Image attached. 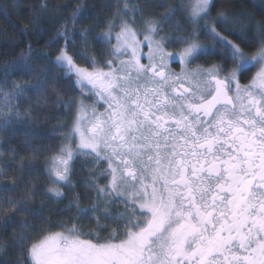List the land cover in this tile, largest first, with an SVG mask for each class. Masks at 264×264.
<instances>
[{"label": "snow or ice", "instance_id": "6c2138e0", "mask_svg": "<svg viewBox=\"0 0 264 264\" xmlns=\"http://www.w3.org/2000/svg\"><path fill=\"white\" fill-rule=\"evenodd\" d=\"M163 7L165 13L158 20H144L140 30L121 19L114 37L117 23L109 22V30L94 38L108 44L112 56L131 49L130 59L118 65L112 59L98 61L86 48L75 47L76 38L87 45L92 29L58 32L57 39L49 42L51 46L64 39L55 58L48 59L64 79L79 87L81 96L87 91L107 108L98 113L83 99L75 105V98L67 104L61 101L68 110L75 107V114L71 127L52 130L63 139L45 170L53 184L74 188L73 165L80 157H91L83 166L104 161L107 170L100 175L111 179L103 188L84 181L86 192L97 193V202L85 208L78 199L70 201L61 211L74 207L76 214L69 219L76 222L71 227L63 221L50 224L49 234L25 249L21 253L25 259L16 264H264V39L257 41L254 51L246 52L218 30L217 25L229 26L226 14L209 19L211 0H180ZM130 12L135 24L136 5L128 0L122 9L117 7L116 15ZM177 12L193 26L191 33L173 20ZM83 15L77 8L72 19ZM168 23L178 34L170 43L185 45L178 53L165 51L162 41L168 37L155 39ZM258 31L264 35V27L258 25ZM143 33V40L138 39ZM201 33L210 43L198 42ZM144 42L148 64L141 63L137 54ZM212 55L231 62L227 75L222 74L220 62L188 69ZM75 58L91 70L80 67ZM167 60H178L181 72L166 71ZM253 68L250 82L242 86L240 77ZM24 70L33 71L27 63ZM39 75L31 90L43 94L47 85ZM13 88L12 94L3 93L6 104L30 90L21 85ZM17 119L19 114L9 108L3 113V127ZM49 191L62 196L58 189ZM110 193L126 197L118 201L124 211L109 213L108 205L115 202L105 199ZM9 203L13 210L38 214L22 200ZM101 205L104 212L98 216ZM84 218L95 220L100 232L81 231L79 221ZM113 223L117 228L108 232ZM52 227L63 231L51 232ZM31 228L27 222L20 225L24 233ZM30 239L18 237L21 246Z\"/></svg>", "mask_w": 264, "mask_h": 264}, {"label": "trees", "instance_id": "16d2710c", "mask_svg": "<svg viewBox=\"0 0 264 264\" xmlns=\"http://www.w3.org/2000/svg\"><path fill=\"white\" fill-rule=\"evenodd\" d=\"M128 3L136 5L138 12L135 16L138 26L132 25L141 28L142 21L149 18L158 20L165 13L163 5H175L180 0H128ZM123 6L124 0H0V264H16L25 259L21 253L49 233L50 224L63 221L71 227L76 221L70 220L69 216H75L76 209L73 207L70 211H61L70 201L78 199L80 206L85 208L96 203L97 193L86 192L84 181L91 180L101 187L107 184V176L99 175L105 169V162L84 167V161L91 157H80L73 165L71 174V182L75 187L63 185L59 190L62 193L60 197L49 192L51 180L45 166L63 139L59 131L54 134L52 130L70 121V110L63 104L80 96L77 94L78 87L64 79V73L48 59H54L58 50L64 46V39L59 38L51 46L49 42L57 39L58 32L67 31L71 34L73 28L76 33L92 29L88 33L87 45L76 38L75 47L86 48L87 53L98 61L112 59L109 45L97 43L94 38L106 29L109 22L118 21L121 17L131 22V12L128 16L116 15L117 7L122 9ZM77 8L84 15L74 21L72 14ZM218 13H224L230 19L227 29L217 25L218 30L246 52L254 51L258 47L257 41L264 39V35L258 31V25L264 27V0H211L210 18L215 20ZM173 20L179 21L186 33L192 32L193 26L186 22L182 13L177 12ZM172 28V23L165 24L157 34L159 37H168L163 41V46L170 52L184 46L170 43L171 37L178 35ZM198 42L206 44L210 40L201 33ZM72 48L73 45L69 44V54H72ZM75 59L79 66L91 69L84 60ZM217 62L223 66L222 74L232 68L231 62H225L220 55L202 57L189 67H210ZM25 63L33 69L31 73L24 70ZM99 66L103 67V64ZM41 72L43 75H39ZM38 75L47 85L43 94L40 89L31 90L37 83ZM252 75L253 69L244 72L240 82L246 83ZM13 85H21L30 90L14 96L6 104L3 93L6 91L12 94ZM88 100L92 102V98L88 97ZM98 106L102 107V103ZM9 108L14 114H19V119L5 128L3 113ZM105 199L115 200L108 205L109 213L124 211V205L118 202L120 199L110 194ZM21 200L38 214L13 210L9 202ZM103 212L104 206L101 205L96 215ZM24 222L32 225L26 233L20 229ZM79 227L85 233L100 232L96 228V221L88 218L79 221ZM115 228L117 225L111 224L108 232ZM54 231L63 229L52 227L51 232ZM21 235L31 237L22 246L18 240ZM101 235L107 236V232H101Z\"/></svg>", "mask_w": 264, "mask_h": 264}, {"label": "rangeland", "instance_id": "374dc122", "mask_svg": "<svg viewBox=\"0 0 264 264\" xmlns=\"http://www.w3.org/2000/svg\"><path fill=\"white\" fill-rule=\"evenodd\" d=\"M188 2H190V3H195V0H187V3ZM121 19H124V20H128V18H124V17H121L120 18V20ZM150 19V18H149ZM209 19L210 20H212L210 17H209ZM147 20V19H146ZM129 21V20H128ZM114 22H116L117 23V27L116 28H114V29H112V36L114 37L115 35H116V33H118L119 31H120V27H119V20L118 21H114ZM143 22V21H142ZM129 23H130V26L131 27H133V28H135V29H137V30H140L141 28H142V26H141V28H139V27H136V26H138V25H136V23L134 24V25H136V26H134V25H132L131 24V22L129 21ZM109 30V24H108V26L106 27V29L103 31V32H107ZM102 32V33H103ZM144 34H146V33H143V34H140V35H138V39H140V40H143V35ZM160 38L161 37H159L158 35H156L155 36V39L156 40H160ZM117 44V41L115 40V39H112L111 40V45L112 46H115ZM162 44H163V41H162ZM185 46V45H184ZM183 46V47H184ZM164 47V46H163ZM182 47V48H183ZM181 48V49H182ZM165 49V48H164ZM180 49V50H181ZM180 50H178V51H174V52H170V51H168V50H166L165 49V51L166 52H169V53H178ZM139 56H140V60H141V63H143V64H148L149 63V59H148V55H149V49H148V46H147V42H144V43H142L141 45H140V48H139V50H138V53H137ZM130 56H131V49H128L126 52H124L123 54H118L117 56H112V60H114L115 61V63L118 65L119 64V61L120 60H128V59H130ZM55 58V57H54ZM166 65H167V67H166V71H168V70H170L171 72H174V73H177V74H179L180 72H181V68L183 67V65L178 61V60H176V61H172V60H167L166 61ZM80 67H82V66H80ZM196 67H192V68H190L189 67V65H188V69L189 70H192V69H195ZM89 70H91V69H89ZM104 70L105 71H107L108 69L107 68H104ZM255 71H256V69L255 68H253V74L255 73ZM229 72V71H228ZM227 72V73H228ZM227 73H224L223 75H227ZM251 80V79H250ZM250 80H248L246 83H241V85L243 86V85H246V84H248L249 82H250ZM188 85L187 84H185V87H187ZM78 87V86H77ZM78 95H80V96H78L76 99H75V101H74V105L75 104H77V103H79L80 102V100L81 99H83L84 100V103L85 104H87V105H89V106H94L95 107V109H96V111L98 112V113H103L104 111H105V109L107 108V105L103 102V101H100L99 100V98L98 97H96L95 95H93V94H91V93H89V92H87V91H85L84 93H83V96H81V93H80V90H79V87H78V93H77ZM77 96V95H76ZM88 97H90V98H92V102L91 101H89L88 100ZM100 103H102V107H99L98 105L100 104ZM74 114H75V107H73L71 110H70V117L69 118H71L70 119V121L69 122H65L64 124L65 125H68L69 127H71V125H72V121H73V118H74ZM60 125V124H59ZM68 129L66 128L65 129V131H67ZM106 170H107V163L105 162V169L103 170V171H101V172H106ZM101 172H99V175H100V173ZM106 176H107V184L109 183V181H110V179H111V177L109 176V175H107V174H105ZM103 176V175H102ZM106 184V185H107ZM64 184L63 183H60V184H53L52 182H51V185H50V187H49V189H58V190H60L61 188H62V186H63ZM105 185V186H106ZM65 186V185H64ZM105 186H98V187H100V188H103V187H105ZM52 195H54V193L53 192H51V191H49ZM110 195H112V196H114L115 198H118V199H126V197L125 196H115V194L114 193H110ZM54 232H59V231H54ZM49 233H47V234H45V235H43L40 239H38L37 241H35L34 243H38L40 240H42L45 236H47ZM31 246V245H30Z\"/></svg>", "mask_w": 264, "mask_h": 264}, {"label": "bare ground", "instance_id": "6f19581e", "mask_svg": "<svg viewBox=\"0 0 264 264\" xmlns=\"http://www.w3.org/2000/svg\"><path fill=\"white\" fill-rule=\"evenodd\" d=\"M116 229V228H115Z\"/></svg>", "mask_w": 264, "mask_h": 264}]
</instances>
